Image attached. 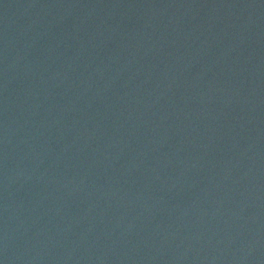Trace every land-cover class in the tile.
<instances>
[{"label": "water", "instance_id": "water-1", "mask_svg": "<svg viewBox=\"0 0 264 264\" xmlns=\"http://www.w3.org/2000/svg\"><path fill=\"white\" fill-rule=\"evenodd\" d=\"M0 264H264V0H0Z\"/></svg>", "mask_w": 264, "mask_h": 264}]
</instances>
